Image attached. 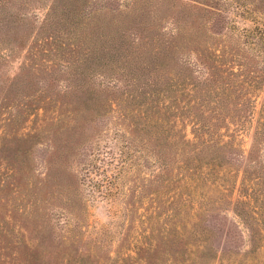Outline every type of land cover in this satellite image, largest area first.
I'll return each mask as SVG.
<instances>
[{
	"label": "trees",
	"instance_id": "1",
	"mask_svg": "<svg viewBox=\"0 0 264 264\" xmlns=\"http://www.w3.org/2000/svg\"><path fill=\"white\" fill-rule=\"evenodd\" d=\"M261 6L0 0L6 133L24 138L31 121L52 135L46 204L24 203L40 228L28 218L19 238L4 230L5 254L15 249L19 264H218L264 248ZM18 149L2 159L22 172ZM94 198L109 221L89 231ZM43 228L52 244L39 262L32 234Z\"/></svg>",
	"mask_w": 264,
	"mask_h": 264
},
{
	"label": "rangeland",
	"instance_id": "2",
	"mask_svg": "<svg viewBox=\"0 0 264 264\" xmlns=\"http://www.w3.org/2000/svg\"><path fill=\"white\" fill-rule=\"evenodd\" d=\"M160 6H162V4ZM260 8L264 10V6ZM259 21L261 25H264V13L262 12L260 13ZM14 64L15 60L9 59L3 69L7 72H12L15 69ZM7 114L6 108H0V264H19L15 249L12 250L11 254H5V247H2L5 240L1 233L6 229H13V235L19 238L20 232H24V230H20L22 221H27L28 218L31 221V217L27 216L28 214L25 213L24 203L37 199L38 203L41 201V205H44V203L46 204V202L39 199V197L47 188L45 172L47 173L49 170L46 167V158L49 153V138L52 135L50 130L36 131L33 127L35 123L31 121H28V124L32 126L25 129L29 132L24 138H18V136H13L11 133L7 134V129L1 120V118ZM34 117L33 115L30 116V118ZM8 146L9 149L18 147L22 160L29 162L22 172L17 171V168L14 167V174L11 175L13 169L9 170V165L3 161L2 156L4 154V148ZM93 176H98V173H96V175L93 174ZM7 182L10 183L9 186L6 185ZM89 190V186H86V191ZM259 200L260 203L264 204V200L261 198ZM11 213L13 214L12 218H7L6 215ZM86 215L87 221L95 225L94 228L90 227L89 231L95 229L97 226L106 225L109 221L106 203L101 199L94 198L88 201ZM35 223L38 222L31 221V224L40 228V225ZM34 232L36 233L32 235L36 238L35 241L32 242L31 248L35 251L37 260L41 262L42 259H46V250L52 244L50 238L52 232H49L48 228H43ZM117 234L118 232L114 230V228L110 232H107L106 240L109 244H112V246L117 245V241L115 242V240H117ZM92 240L93 235L85 232L84 243L91 244ZM228 254H230V258H226ZM224 257L225 260L218 264H264V248H241L238 251L225 253Z\"/></svg>",
	"mask_w": 264,
	"mask_h": 264
}]
</instances>
